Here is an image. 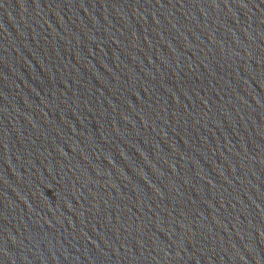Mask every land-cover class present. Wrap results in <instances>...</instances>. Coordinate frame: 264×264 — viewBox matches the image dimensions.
Wrapping results in <instances>:
<instances>
[{
    "label": "water",
    "instance_id": "water-1",
    "mask_svg": "<svg viewBox=\"0 0 264 264\" xmlns=\"http://www.w3.org/2000/svg\"><path fill=\"white\" fill-rule=\"evenodd\" d=\"M0 264H264V0H0Z\"/></svg>",
    "mask_w": 264,
    "mask_h": 264
}]
</instances>
